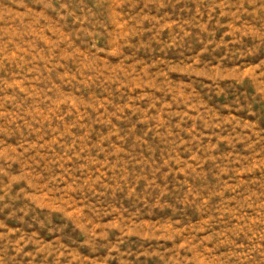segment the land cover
I'll use <instances>...</instances> for the list:
<instances>
[{
  "label": "rangeland",
  "instance_id": "rangeland-1",
  "mask_svg": "<svg viewBox=\"0 0 264 264\" xmlns=\"http://www.w3.org/2000/svg\"><path fill=\"white\" fill-rule=\"evenodd\" d=\"M0 264H264V0H0Z\"/></svg>",
  "mask_w": 264,
  "mask_h": 264
}]
</instances>
